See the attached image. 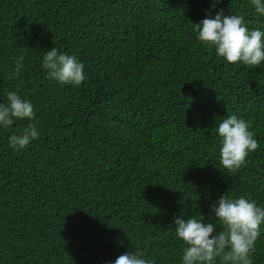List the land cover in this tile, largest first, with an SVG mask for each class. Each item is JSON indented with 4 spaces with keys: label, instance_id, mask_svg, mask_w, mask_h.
<instances>
[{
    "label": "trees",
    "instance_id": "16d2710c",
    "mask_svg": "<svg viewBox=\"0 0 264 264\" xmlns=\"http://www.w3.org/2000/svg\"><path fill=\"white\" fill-rule=\"evenodd\" d=\"M211 2L0 0V101L16 91L35 111L0 129V264H108L132 250L180 264L176 216L215 223L222 193L264 206V65L228 63L197 40ZM219 9L264 29L251 0ZM53 47L83 62L81 85L47 77ZM230 115L259 147L224 172L216 121ZM29 123L39 138L11 149ZM260 232L253 264H264Z\"/></svg>",
    "mask_w": 264,
    "mask_h": 264
},
{
    "label": "clouds",
    "instance_id": "9594fccd",
    "mask_svg": "<svg viewBox=\"0 0 264 264\" xmlns=\"http://www.w3.org/2000/svg\"><path fill=\"white\" fill-rule=\"evenodd\" d=\"M220 0H212L204 18L194 23L196 38L213 49L215 54L228 63L246 66L264 65V29L250 28L240 14L215 11ZM255 14L264 17V0H251ZM41 67L47 77L62 85L79 86L84 82V64L75 55L56 47L46 50ZM24 56L14 61L9 78L19 77L24 70ZM35 111L32 102L16 91H8L0 101V129L12 127L18 120L33 121ZM218 153L221 170L234 172L246 163L249 153L258 149L255 134L248 123L236 115L216 121ZM40 130L29 123L19 133L8 136L9 147L22 151L39 138ZM216 222H205L202 214L176 216L175 236L182 241L180 264H253L251 253L261 235L264 224V206L250 196H232L222 193L211 205ZM218 222V223H217ZM218 226L223 230L217 231ZM108 264H154L140 251H128Z\"/></svg>",
    "mask_w": 264,
    "mask_h": 264
}]
</instances>
